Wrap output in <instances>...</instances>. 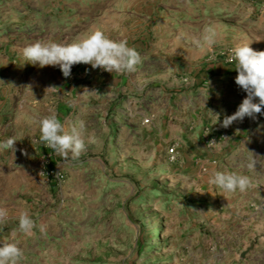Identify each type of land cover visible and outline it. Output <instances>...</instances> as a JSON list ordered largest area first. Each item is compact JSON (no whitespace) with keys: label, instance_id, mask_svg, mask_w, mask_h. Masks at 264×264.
Listing matches in <instances>:
<instances>
[{"label":"rangeland","instance_id":"1","mask_svg":"<svg viewBox=\"0 0 264 264\" xmlns=\"http://www.w3.org/2000/svg\"><path fill=\"white\" fill-rule=\"evenodd\" d=\"M209 27L217 42L201 47ZM95 29L140 53L135 72L77 64L65 78L22 56ZM239 44L264 51V0H0V142L17 141L0 151V243L20 264H264V107L221 126L247 95L229 60ZM53 113L66 131L84 122L79 158L40 142ZM213 170L251 187L223 192Z\"/></svg>","mask_w":264,"mask_h":264},{"label":"clouds","instance_id":"2","mask_svg":"<svg viewBox=\"0 0 264 264\" xmlns=\"http://www.w3.org/2000/svg\"><path fill=\"white\" fill-rule=\"evenodd\" d=\"M216 32L209 27L197 44L201 47L212 48L216 44ZM250 44H239L231 50L230 62H235V70L238 73L235 83L247 93L235 113L225 115L221 126L229 127L236 121H243L245 117L255 119L261 114L264 107V51H255ZM22 56L32 65L40 68L45 66H58L65 78L70 77L73 65H91L92 69L100 68L108 72L133 73L141 62L140 53L128 46L127 40H113L105 35L104 31L95 29L78 37L70 44H62L54 41L35 42L22 49ZM31 89V86H28ZM55 88L50 87L48 89ZM46 89V90H48ZM85 91H89L85 89ZM91 92V91H89ZM258 98V102H254ZM211 112V111H210ZM212 113V112H211ZM217 122L219 113L214 114ZM39 140L48 148L64 159H77L86 150L84 139L85 125L81 121L79 126H73L66 131L64 125L53 113L39 120ZM15 138H7L0 142V151L13 150L15 152ZM89 142H94L89 139ZM216 143L211 141L209 144ZM27 155V153H24ZM208 183L220 188L223 192H244L251 187L248 176L236 172L213 170ZM8 213L0 208V224L5 225ZM34 221L28 212H21L18 217L19 231L25 235H31ZM15 237V230L12 231ZM23 250L14 242L0 243V264H20L23 258Z\"/></svg>","mask_w":264,"mask_h":264},{"label":"built area","instance_id":"3","mask_svg":"<svg viewBox=\"0 0 264 264\" xmlns=\"http://www.w3.org/2000/svg\"><path fill=\"white\" fill-rule=\"evenodd\" d=\"M144 123H145V124L150 123V118L145 119ZM169 153L172 154V155H174V154L176 153V148H175V147L171 148V149L169 150Z\"/></svg>","mask_w":264,"mask_h":264}]
</instances>
